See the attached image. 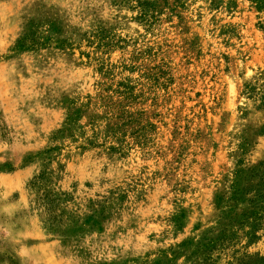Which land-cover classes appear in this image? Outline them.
Here are the masks:
<instances>
[{
    "label": "rangeland",
    "instance_id": "374dc122",
    "mask_svg": "<svg viewBox=\"0 0 264 264\" xmlns=\"http://www.w3.org/2000/svg\"><path fill=\"white\" fill-rule=\"evenodd\" d=\"M144 2L0 0V264H264V0Z\"/></svg>",
    "mask_w": 264,
    "mask_h": 264
},
{
    "label": "trees",
    "instance_id": "16d2710c",
    "mask_svg": "<svg viewBox=\"0 0 264 264\" xmlns=\"http://www.w3.org/2000/svg\"><path fill=\"white\" fill-rule=\"evenodd\" d=\"M127 1L132 2L133 0H127ZM137 2H138V4H139V6H143V5H145L143 11H144L145 13H147V10H146V8H145V7H147V6H146L147 3L144 2V0H137ZM257 5H258L259 8L262 7V6H261V3H259V4H257ZM24 48H25L24 45H21V46H20V49H24Z\"/></svg>",
    "mask_w": 264,
    "mask_h": 264
}]
</instances>
